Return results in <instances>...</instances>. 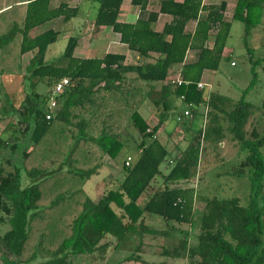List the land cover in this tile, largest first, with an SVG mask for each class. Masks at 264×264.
Returning a JSON list of instances; mask_svg holds the SVG:
<instances>
[{"label": "trees", "instance_id": "1", "mask_svg": "<svg viewBox=\"0 0 264 264\" xmlns=\"http://www.w3.org/2000/svg\"><path fill=\"white\" fill-rule=\"evenodd\" d=\"M51 1L0 0V78L18 75L24 57L31 55L24 88L7 94L10 120H0V151L14 154L0 160V264H75L74 258L95 254L105 260L112 238L118 249L131 235L167 237L180 231L177 226L196 224L199 232L187 250L192 264H264V215L254 199L243 206L239 198H208L198 212L197 188L184 185L199 167L205 143L218 147L227 135L247 152L232 175H248L254 194L264 181V133L247 130L254 105L244 96L227 110L223 96L199 88L205 72L217 71L224 57L232 29L226 19L228 2L132 0L140 13L129 23L119 21L125 0H98L95 32L112 28L119 34L120 43L138 57L128 62L119 53L76 56L78 34L70 35L62 55L49 59L50 48L80 12L65 2L53 8ZM151 2L157 10L149 11ZM160 14L171 21L157 31ZM263 14L264 0H238L233 13L244 24L254 65L260 61L252 58L249 38L262 25ZM57 20L58 27L40 31ZM190 51L197 55L188 61ZM177 67L179 74L173 76ZM254 75L248 90L255 86ZM63 79L69 85L54 96ZM40 85L49 91L39 92ZM53 96L58 105L48 120ZM177 101L186 108L193 105L190 117L184 115L186 108L179 113L180 125L194 120L200 106H207V112L204 129L174 154L159 134ZM146 103L159 112L153 128L142 113ZM125 130L131 131L129 137ZM184 130L191 132L187 125ZM133 149L137 157L127 166ZM125 150L123 180L95 202L83 189L85 183L99 173L106 157L118 159ZM23 175L31 181L26 186ZM153 215L168 230L150 226L147 220ZM184 236L188 239L189 232ZM140 246L142 242L137 251ZM132 260L140 261L137 253L126 258Z\"/></svg>", "mask_w": 264, "mask_h": 264}, {"label": "rangeland", "instance_id": "2", "mask_svg": "<svg viewBox=\"0 0 264 264\" xmlns=\"http://www.w3.org/2000/svg\"><path fill=\"white\" fill-rule=\"evenodd\" d=\"M55 2L65 0H54ZM79 1V0H77ZM213 3L220 4L222 1L229 3V11L226 14V19L232 22V29L230 37L227 42L226 52L220 63V67L217 71L206 72L203 77V82L207 84V92L210 94H218L224 97L225 107L227 110L233 109V107L245 96V100L254 105V115L250 118L247 125V130L252 131L254 128L260 133H264V116L261 114L264 104V14L263 23L249 38V46L254 49L253 60L254 62L260 61L259 65H254L250 61V54L248 48L244 42V24L233 19V13L235 5L238 0H209ZM93 8L91 16L97 15L99 3L93 0H86L83 4L80 3L79 15L72 21L73 28L71 31L75 36L80 35L81 41L77 55L85 56L91 55L100 57L105 53H121L126 52L128 56V62H137L138 57L130 53L125 45L119 44L117 40H107L108 44L98 43L91 29H86L85 25H81V22L86 20V7ZM87 21V20H86ZM58 23H54L51 26L58 27ZM81 25L82 27L80 28ZM159 27V26H158ZM47 29L43 27L42 30ZM68 35L61 36L58 41L52 45L48 53L49 59H54L62 55L68 43ZM31 55H27L24 58V63L21 72L18 75L10 78H0V120L9 121L7 110V94L10 95L15 92H19L24 88L25 65ZM194 53L190 52L188 55V61L192 60ZM254 73L256 74V83L253 88L248 90L251 82L254 79ZM179 74V69H176L173 76ZM39 92L47 93L49 88L45 85H40ZM248 90V91H247ZM177 108H175L169 115L168 121L165 123L163 130L159 134L160 141L167 146V148L177 153V149L184 150L193 134H196L199 130H203L206 119L204 114L207 112V106H200L196 111L200 114L194 119L189 120L185 125L178 123V116L186 106L184 103L177 101ZM143 115L148 119L150 127L153 128L158 123V110L146 103L142 107ZM4 124V123H3ZM178 124L180 126H178ZM191 128L190 134L184 130L186 127ZM184 127V128H182ZM3 127L0 125V135L2 134ZM131 131L125 130L124 134L129 137ZM231 137V136H230ZM229 135L226 136L223 143L216 147V145H209L205 143L204 153L201 163L197 169L193 170V176L189 183L184 185L197 188L196 198L194 201V209L200 212L204 207L208 198L218 197L220 199L239 198L243 206H248L252 199L255 204L262 210L264 215V181L260 189L256 188L255 194L253 193L252 183L248 175L234 176L232 170L234 166L244 160L247 156V152L241 150L239 145L231 139ZM13 142V141H12ZM131 146H135L134 143L129 142ZM264 156V147L261 149ZM127 153L125 150L118 159H110L106 157L104 159V166L100 169L99 174L93 176L88 180L83 189L87 195L98 202L107 190L118 188L120 182L124 178L122 160ZM14 154L10 150L0 151V160L2 158H11ZM128 156L133 158L137 157L136 150H131ZM16 158V157H14ZM18 162V160H17ZM24 186L28 185L31 181L26 175H23ZM195 196V195H194ZM148 224L153 228L162 230H168V226L164 220L158 216H149ZM197 225V224H196ZM191 227L190 225L177 226L180 231L171 233L170 236H153L145 235L142 238L136 235H131L126 243H122L118 249L114 248V245L118 242L111 239L113 244L109 249V253L106 255L105 260L100 258L99 254H95L92 257L89 255L80 256L74 258L75 264H192L191 257L188 255V248L195 243V236L199 230L197 226ZM2 227V226H1ZM6 230V228H1ZM170 230V229H169ZM185 232H189L188 239ZM142 242L140 250L137 251L139 243ZM178 250L180 255H177ZM140 257V261H126V258L131 255ZM96 257V258H93Z\"/></svg>", "mask_w": 264, "mask_h": 264}, {"label": "crops", "instance_id": "3", "mask_svg": "<svg viewBox=\"0 0 264 264\" xmlns=\"http://www.w3.org/2000/svg\"><path fill=\"white\" fill-rule=\"evenodd\" d=\"M86 0H79V1H77V0H65V1H57V2H55L54 0H52L51 1V5H52V7L53 8H55V7H57L61 2H65V3H67V4H69V6L70 7H76V6H80V3H84ZM93 1H96V2H98V0H93ZM179 2H182V1H184V0H178ZM132 0H125L124 1V3H123V5H122V13H121V15H120V17H119V21L120 22H129V23H135L136 21H137V19H138V17H139V13H140V8L138 7V6H134V5H132ZM204 3L205 4H217V3H213V2H211V1H209V0H204ZM87 9H86V11H85V14H86V20L85 21H83V22H81V25H85L86 24V22H89V24L88 25H85V28L88 30V29H91L92 31H93V33H92V36H94L95 37V39L97 40V42L100 44V43H102V44H108V42L109 41H107V40H112V39H114V40H117L118 41V43L119 44H122V43H120V35L119 34H116V33H114L113 31H112V28H106V29H104L103 31H100V32H95V25H94V22H95V17H92L91 16V13H92V10H93V8H91V6L90 7H86ZM98 8H99V6H98ZM156 8H158L157 6H156V3L155 2H151L150 4H149V6H148V9H149V11H154V10H157ZM228 11H229V3H228ZM227 11V12H228ZM227 14V13H226ZM171 21V17L170 16H168V15H164V14H160L159 15V18H158V21H157V23H156V26H155V28H156V30L157 31H162L163 30V28H164V26L167 24V23H169ZM59 20H57V21H53V22H51V23H47L45 26H43V27H47V29L48 28H51V27H53V26H51L52 24H54V23H58L59 24ZM81 25H79L80 26V28L82 27ZM73 22L70 24V26H69V29H68V31H66V32H63L61 35H60V37L61 36H63V35H65V36H67L68 35V37H70V35H72L73 34V32L71 31V29L73 28ZM159 26V27H158ZM43 27L40 29V31H44V30H42L43 29ZM195 28V23L193 22V23H191L190 24V26H189V29L190 30H192V29H194ZM46 30V29H45ZM63 30V29H62ZM70 30V31H69ZM78 36H80V35H78ZM59 37V38H60ZM213 44V39H211L210 40V42H209V45H212ZM122 45H124V44H122ZM79 49V48H78ZM77 49V50H78ZM128 49V48H127ZM77 50H76V56H78V57H81V58H93V57H96V56H91V55H86L85 54V56H79V55H77ZM108 52V51H107ZM107 52L105 53V54H107ZM190 52H193L194 53V56H196L197 55V53H196V51H190ZM189 52V53H190ZM225 52H226V50H225ZM110 53V52H109ZM131 53V52H130ZM119 54H121V53H119ZM133 54V53H132ZM28 55H30V54H28ZM124 55H126L127 56V54H126V52L124 53ZM189 55V54H188ZM27 56V55H26ZM104 56V55H103ZM100 57H102V56H100ZM25 58V57H24ZM127 59H128V56H127ZM187 59H188V56H187ZM193 59H195V57L193 58ZM176 69H180V67H177V68H174V70L173 71H175ZM206 72H209V71H206ZM205 72V73H206ZM205 75V74H204ZM104 166V165H103ZM102 169V168H101ZM100 171V170H99ZM99 174V173H98Z\"/></svg>", "mask_w": 264, "mask_h": 264}, {"label": "built area", "instance_id": "4", "mask_svg": "<svg viewBox=\"0 0 264 264\" xmlns=\"http://www.w3.org/2000/svg\"><path fill=\"white\" fill-rule=\"evenodd\" d=\"M69 85V79H63L61 80L58 84L55 85L54 87V90H53V94L54 96L55 95H58L60 93H62L64 91V89ZM207 87V84H205L203 81L199 83V88H205ZM53 96V98L51 99V102H50V107H49V111L47 113V119L48 120H51L53 117H54V113H55V110L57 108V102L55 100V97ZM182 100L185 99L184 96L181 97ZM193 107L192 104L188 105L185 112H184V115L186 117H190L191 116V108ZM133 162V157H128L127 160H126V165L127 166H131Z\"/></svg>", "mask_w": 264, "mask_h": 264}]
</instances>
